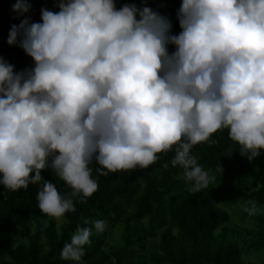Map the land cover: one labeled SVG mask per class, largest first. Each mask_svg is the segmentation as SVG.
I'll return each instance as SVG.
<instances>
[{"label":"clouds","instance_id":"9594fccd","mask_svg":"<svg viewBox=\"0 0 264 264\" xmlns=\"http://www.w3.org/2000/svg\"><path fill=\"white\" fill-rule=\"evenodd\" d=\"M56 3L58 11L41 9V22L24 19L9 31L7 43L19 39L31 70L14 72L0 57L4 188L43 181L38 208L60 220L75 211L74 200L85 203L98 190L93 163L108 176L146 169L158 154L174 151L172 165L199 193L209 174L191 150L217 131L227 129L249 161L264 151V0H181L178 35L149 7ZM30 7L15 0L12 11ZM45 169L70 192L44 181ZM106 227L93 222L97 234ZM93 228H78L61 259L79 262Z\"/></svg>","mask_w":264,"mask_h":264},{"label":"trees","instance_id":"16d2710c","mask_svg":"<svg viewBox=\"0 0 264 264\" xmlns=\"http://www.w3.org/2000/svg\"><path fill=\"white\" fill-rule=\"evenodd\" d=\"M28 2L29 11L20 15L12 11L15 0H0V57L14 72L31 70L34 62L19 39L7 43L11 26L24 19L41 22L42 8L59 10L56 0ZM124 4L149 7L167 19L171 35L181 31V0H116L117 9ZM168 51L175 46L168 45ZM191 154L209 174V184L199 193L190 191L194 181L183 178V169L172 165L174 151L158 154L146 169L108 176H99L93 163L98 190L85 203L74 200L75 211L65 213L60 230L56 220H46L38 208L36 196L43 181L17 191L0 185V264H255L264 257V151L249 161L224 129L196 145ZM41 175L62 195L70 192L51 169ZM236 203L241 207L234 214L224 207ZM97 220L107 224L101 234L93 228ZM120 225V239L107 238L108 231ZM83 227L93 232L81 260L61 259L64 244Z\"/></svg>","mask_w":264,"mask_h":264},{"label":"rangeland","instance_id":"374dc122","mask_svg":"<svg viewBox=\"0 0 264 264\" xmlns=\"http://www.w3.org/2000/svg\"><path fill=\"white\" fill-rule=\"evenodd\" d=\"M225 207V209L226 210H228L229 212H233L232 214H234V211L237 209V208H240L241 206H239L237 203H236V205H233V206H231V207H226V206H224ZM48 219H51V217H49L48 216V218L46 219V220H48ZM56 220V219H55ZM56 222H57V229L58 230H60V227L65 223V220L63 219V218H61L60 220H56ZM234 223H236V224H240V223H238V222H236L235 220H234ZM121 231H122V226L120 225V226H117L116 228H114L113 230H111V231H108V235H107V238H109L110 239V237H111V240L112 241H118L119 239H120V237H121ZM114 242V243H115ZM255 264H264V257H262L261 259H259V260H254L253 261Z\"/></svg>","mask_w":264,"mask_h":264}]
</instances>
